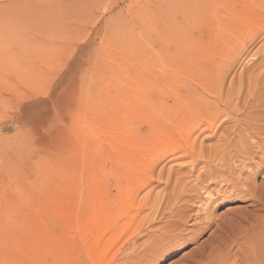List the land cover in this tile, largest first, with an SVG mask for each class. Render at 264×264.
<instances>
[{"label":"rangeland","instance_id":"obj_1","mask_svg":"<svg viewBox=\"0 0 264 264\" xmlns=\"http://www.w3.org/2000/svg\"><path fill=\"white\" fill-rule=\"evenodd\" d=\"M168 1L180 3L171 12V23L178 30L185 24L183 19L188 17L192 0ZM157 2L0 0V264L8 261L12 239L21 248L39 232L64 233L77 227L74 221L56 217V202L58 198L64 202L72 198L83 206L88 190L94 186L91 179L112 188L117 181L140 177L150 168L152 186L140 197L157 196L164 204L176 196L180 186H192L194 177L187 175L185 161L177 165L171 161L170 142L166 138L158 140L153 133L152 120L161 115L155 109L150 80L140 87L136 82L140 71L147 78L153 72L147 56L153 51L148 40H154L152 19ZM128 16L130 22H126ZM119 17L125 27L118 25ZM125 38L132 42L129 39L125 43ZM142 44L150 50L142 49ZM119 57L126 60L120 61ZM130 59L138 64H128ZM111 61L114 65L109 66ZM141 65L147 69L145 73L139 69ZM122 73L133 85L119 77ZM123 147L127 150L118 157L117 151ZM261 167L254 180L258 187L264 183V164ZM61 180L65 186L63 182L60 186ZM64 188L71 191L70 195ZM200 192L158 216L147 228L149 235L140 238L136 246L150 244L168 231L167 223L176 222L186 242L171 252L167 247L174 243L163 244L153 264H264V212L252 207L250 201L215 200L216 196L212 199ZM205 204L213 225L189 242L187 238L194 228L207 222L202 220ZM83 207L88 209V205ZM170 211L174 217H170ZM78 228L85 230L82 223ZM78 246L81 244L76 242Z\"/></svg>","mask_w":264,"mask_h":264},{"label":"bare ground","instance_id":"obj_2","mask_svg":"<svg viewBox=\"0 0 264 264\" xmlns=\"http://www.w3.org/2000/svg\"><path fill=\"white\" fill-rule=\"evenodd\" d=\"M193 1L196 0L188 3V17L183 19L185 24H181L176 30L171 23V12L180 3L158 0L154 10L155 17L152 19L154 40H148L153 51L147 44L141 46L142 49L147 47L150 50L148 53H152L148 55L144 52L147 57H151L145 56L149 62L152 61L150 64L151 68L153 65V72L147 78L140 71V78L137 76L136 80L139 87L150 80L153 102L157 105L155 109L161 115H157L159 119L152 120L153 133L158 140L166 138L170 142L171 161L176 165L185 161L188 166L187 175L194 177L192 186L187 185L183 189L180 186L176 192L173 191L176 196L169 197L164 204V200L161 201L157 196L140 197L143 191L152 186L150 177L153 172L150 168L145 169L140 177L131 176L125 181H117L112 188L91 179L94 186L90 187L86 196L84 205H88L87 210L81 203L71 201L72 198L65 202L58 198L56 202V217L74 221L77 227L64 233L39 232L31 238L30 244L21 248L12 239L14 245L4 264H153L161 254L159 252L163 244L173 242L170 247L166 246L167 251L171 252L186 242V238L180 236L179 223H167L168 231L161 233V237L148 243L149 245L145 243L136 246L137 241L149 235L147 228L158 216H163L172 207L177 208L185 200L189 201L191 194L198 195V191L208 197L212 196V199L216 196L215 200L250 201L252 207H259L264 212V183L258 187L254 181L264 164V0H198L196 5ZM121 14L124 19L123 13ZM121 17L118 18V25L124 22H120ZM130 21L129 18L126 22ZM122 26L125 27L124 24ZM131 27L136 28L133 25ZM123 30L120 32L123 33ZM116 31L115 33L118 32ZM139 37L142 38L143 35ZM129 39L131 43V38H125V43ZM110 52H107V58ZM119 59L126 60L121 57ZM107 60L105 61L108 62ZM112 62L106 64L110 66ZM129 62L131 63V59L128 64ZM135 63L134 65L138 64ZM140 68L143 69L142 65ZM145 71L147 69L144 73ZM122 75L123 73L118 76L126 79L127 83L131 81ZM125 150L126 147L122 151L118 150L117 156L121 157ZM119 159L121 158L118 161ZM170 170L172 169L169 172ZM174 172L176 173L175 169ZM168 176L171 177V174ZM63 181L57 183L61 186ZM80 182L78 179L79 184ZM60 186L59 189L65 183ZM67 191L70 195L71 191ZM206 204L202 209V220L207 222L194 228L190 233L192 235L187 238L189 242L193 243L198 234L213 225L207 214ZM169 215L174 217L172 211ZM81 223L84 231L78 228ZM76 242L81 246L77 248Z\"/></svg>","mask_w":264,"mask_h":264}]
</instances>
